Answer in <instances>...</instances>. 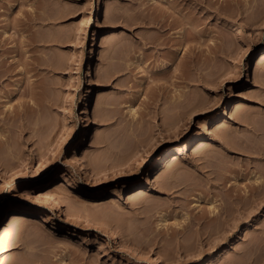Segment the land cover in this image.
I'll list each match as a JSON object with an SVG mask.
<instances>
[{
  "label": "rangeland",
  "instance_id": "374dc122",
  "mask_svg": "<svg viewBox=\"0 0 264 264\" xmlns=\"http://www.w3.org/2000/svg\"><path fill=\"white\" fill-rule=\"evenodd\" d=\"M194 1L0 0V264H264V0Z\"/></svg>",
  "mask_w": 264,
  "mask_h": 264
},
{
  "label": "bare ground",
  "instance_id": "6f19581e",
  "mask_svg": "<svg viewBox=\"0 0 264 264\" xmlns=\"http://www.w3.org/2000/svg\"><path fill=\"white\" fill-rule=\"evenodd\" d=\"M186 1V0H185ZM194 2H196V0L194 1ZM193 10V9H192ZM192 10H190V11H192ZM172 17V21H174V20H177L178 18H176V17H174V16H171ZM174 17V18H173ZM103 18H104V21L106 20V18H107V14L106 13H104L103 14ZM176 18V19H175ZM152 20V19H151ZM149 20L151 23H152V21L154 22V20ZM157 20H155V22H156ZM172 21H170L169 22V24L171 25H174V26H176L175 24H173L174 22H176V21H174L173 23H171ZM183 21V20H182ZM149 22V23H150ZM158 22V21H157ZM153 23V24H158V25H161L162 23H161V21H159V23ZM162 22H164V21H162ZM180 22H181V19H179V24H180ZM148 23V24H149ZM150 23V24H151ZM177 23V24H178ZM182 23H184V22H182ZM149 24V25H150ZM164 24H167L168 25V23H165L164 22ZM164 24H162L161 25V27H163V28H161V27H159V29H165L164 27L166 26H164ZM178 24V25H179ZM155 25H154V27H155ZM158 25H156V27L158 26ZM170 25H168L169 26V29L171 28V27H174V26H170ZM180 25H182V24H180ZM179 25V26H180ZM151 26H152V24H151ZM153 27V28H154ZM168 28V27H167ZM168 29V30H169ZM163 30H161V32L163 31ZM165 31V30H164ZM157 32V34H158V37L156 36V38H160V32H158V31H156ZM161 34H165V32H163V33H161ZM162 36V35H161ZM155 38V39H156ZM108 38H107V36L106 37H103V40L104 41H106ZM150 39V38H149ZM148 40V39H147ZM146 40V41H147ZM151 41H153V39L151 38L150 39ZM150 40H148V42L150 41ZM157 40V39H156ZM108 41V40H107ZM145 41V42H146ZM162 41V40H161ZM164 41V40H163ZM163 41L161 42V43H163ZM156 41H154V43H155ZM147 43V42H146ZM150 43V42H149ZM161 43H157L156 42V44L155 45H157L158 47L160 46L161 47ZM150 44H152V42L150 43ZM150 44H149V46L148 47H150ZM160 44V45H159ZM166 43H164V44H162L163 46L165 45ZM147 45V44H146ZM153 45V44H152ZM154 45V46H155ZM167 45V44H166ZM162 46V47H163ZM100 57H101V55L99 54V52H98V54H97V58H96V60L98 61L99 59H100ZM93 59L94 60H91V63H90V67H92L93 66V64H94V61H95V58L93 57ZM5 61V60H4ZM173 61V60H172ZM169 62H171V58H170V60H169ZM263 64H264V49L257 55V57L255 58V60L252 62V64L249 66V68H248V72H249V75L250 74H252V75H255V74H257L258 73V71L262 68V66H263ZM4 65H6V64H4V62H3V60H0V78L2 79V78H4V77H2V76H4V74L5 73H10V71H7L6 72V68H5V66ZM6 67L8 68V66L6 65ZM5 70V71H4ZM7 75H5V77H6ZM94 77H95V79H99V75H98V73H97V71H96V67L94 68ZM100 101H101V96L99 95V94H97L96 95V99H95V102H94V108H98V106H99V104H100ZM240 106H241V104H240V102H237L236 104H234V106H233V108H232V111H237L239 108H240ZM9 108V107H8ZM9 112V111H8ZM10 114H12V111H10L9 112ZM9 113H7V115L8 116H11V115H9ZM224 113H222V115H223ZM13 116H15V113L13 114ZM225 121H224V118H222L219 122H218V126L217 127H223V126H225ZM82 144V141H80V143H79V152L80 151H82V148H80L81 145ZM205 145H206V143H205V140H201V141H199L198 142V144L196 145V147H195V151H202L203 149H205L204 147H205ZM187 148H188V143L185 141L183 144H182V146L181 147H179V148H175V149H172V150H169V151H167V152H165L164 154H163V157H165V156H167V155H169V154H175V157H178L179 159H182L183 158V156L185 155V151L187 150ZM264 151H262L261 153H263ZM263 155V154H262ZM83 156V152H81V157ZM162 160V157L161 158H159V161H161ZM76 164V158L74 157V156H72L71 158H70V161H69V165H75ZM152 181H155L157 184H159V176H158V174L156 173L155 174V176H154V180H152ZM146 182H151L150 180L148 181V179H147V181ZM262 184V183H261ZM257 185H259V184H257ZM127 187V186H126ZM259 187V186H258ZM257 186L255 187L254 186V189L255 188H258ZM263 185H261V189H260V187H259V189H256L255 191H257V190H264L263 188ZM253 188V187H252ZM251 188V189H252ZM254 189H252L251 191H253V192H250L249 194H251L250 196H255V194H254ZM112 193H115V191L113 190V192ZM146 187L145 186H142V187H140V188H137V189H135V190H133V191H131L130 192V196H129V198H131V199H140V198H142L144 195H146ZM257 193L259 194V192L257 191ZM260 193H262L261 191H260ZM263 194V193H262ZM262 194H259L258 196H259V198L260 197H263L264 195H262ZM262 195V196H261ZM252 197V200L255 198L256 200L258 199V201H256L255 199V202H256V204H257V202H261L262 201V199L263 198H261V201H260V199L259 198H256V197H254L253 198ZM251 198V197H250ZM252 200H250V201H252ZM232 202H233V200H232ZM234 202H236V200L234 201ZM237 202H239L240 203V201L238 200ZM243 202V203H242ZM246 202V201H245ZM254 201H253V204L255 203ZM235 204V203H234ZM247 204V203H246ZM250 204H251V202H250ZM236 205V204H235ZM240 205V207L242 208V207H245V204H244V201H241V203L239 204ZM243 205V206H242ZM255 205V204H254ZM237 206V205H236ZM248 206V205H247ZM4 207L6 208V209H8V215H7V217H6V219L4 220V222H2L1 224H0V242L2 241L1 239L3 238V236H5V234H6V232L8 231V229L14 224V222L15 221H17L18 220V216H19V209L17 208V207H15L14 206V204L12 203V201H6V203H5V205H4ZM0 215H1V212H0ZM218 215V214H217ZM216 216V215H215ZM218 216H220V215H218ZM217 217V216H216ZM217 218H219V217H217ZM223 222V221H222ZM12 240V239H11ZM14 240V239H13ZM15 240H18V239H15ZM12 243V245H13V242L14 241H9L8 243ZM16 242V241H15ZM11 243H10V246H11ZM14 244H16V243H14ZM14 246V245H13ZM8 247H9V245H8Z\"/></svg>",
  "mask_w": 264,
  "mask_h": 264
}]
</instances>
